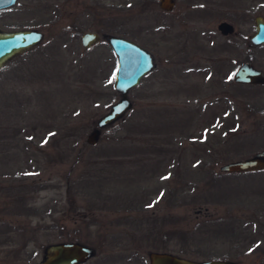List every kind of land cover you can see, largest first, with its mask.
Segmentation results:
<instances>
[{
    "label": "rangeland",
    "instance_id": "374dc122",
    "mask_svg": "<svg viewBox=\"0 0 264 264\" xmlns=\"http://www.w3.org/2000/svg\"><path fill=\"white\" fill-rule=\"evenodd\" d=\"M16 0L0 30L42 41L0 68V264H35L46 245L92 248L85 264L189 260L264 264V169L220 165L264 148V84L233 82L264 46L247 38L264 0ZM227 22L236 34L221 35ZM98 33L84 48L79 38ZM141 45L153 66L131 107L86 137L119 100L107 37Z\"/></svg>",
    "mask_w": 264,
    "mask_h": 264
},
{
    "label": "water",
    "instance_id": "95a60500",
    "mask_svg": "<svg viewBox=\"0 0 264 264\" xmlns=\"http://www.w3.org/2000/svg\"><path fill=\"white\" fill-rule=\"evenodd\" d=\"M15 1L0 0V8L10 7ZM158 1V8L160 7L167 12H170L175 2V0ZM254 18L255 31L248 38L251 44L256 45L258 43H264V18L259 15H256ZM217 30L223 35L233 31L232 26L227 22L218 24ZM99 37L98 33L86 31L80 36L79 41L82 47L88 48L89 46L97 44ZM40 41H42V33L36 28H22L21 30H12V32L0 30V68L4 63L13 58V56L33 48ZM107 43L111 46L114 55L117 57V69L113 76V88L119 94L120 99L111 103L109 110L98 118L96 128L86 137V142L91 146L96 143L98 134L100 133L99 130L102 127L109 126L114 121L120 120L124 113L130 109L131 103L129 98H127L128 90L132 86H136L141 77L144 74L146 75L153 66L152 55L141 45L139 46L122 36L113 35L107 37ZM235 71L233 75L234 82H242V84L264 83L261 70L251 67L248 63L240 64ZM219 167V171H223L224 173L262 170L264 169V148L256 153H252L248 158L243 157L240 160H231L228 163L221 164ZM44 250L43 258L37 264H76L77 262L86 261L92 254V248L76 241H65L64 243L58 242L46 245ZM147 255L148 264H234L228 259L189 260L185 257H177L176 254L165 253V251L154 252V250H151Z\"/></svg>",
    "mask_w": 264,
    "mask_h": 264
},
{
    "label": "flooded vegetation",
    "instance_id": "af4514ba",
    "mask_svg": "<svg viewBox=\"0 0 264 264\" xmlns=\"http://www.w3.org/2000/svg\"><path fill=\"white\" fill-rule=\"evenodd\" d=\"M157 1H158V0H157ZM158 2H159V1H158ZM12 5H13V4H12ZM10 7H11V6H10ZM159 8H160V7H159ZM160 9H161V8H160ZM161 10H163V9H161ZM165 12H167V11H165ZM256 15H259V14H256ZM256 15H254V17H255ZM259 16L262 17L261 15H259ZM254 17H253V18H254ZM263 18H264V17H263ZM254 20H255V18H254ZM254 20H253V28H254ZM232 29H233V28H232ZM254 31H255V28L252 30L251 34H252ZM219 33H220V32H219ZM228 33H229V32H228ZM220 34H221V33H220ZM226 34H227V33H226ZM229 34H231L232 36H233L234 34H236L235 29H233V31H232L231 33H229ZM251 34H248V35H247V38H248V36L251 35ZM221 35H223V34H221ZM248 39H249V38H248ZM249 40H250V39H249ZM256 45L264 46V43H258V44H256ZM256 45H253V44H252V46H256ZM244 63H248L249 65H251V63H249L248 61H246V62H244ZM240 64H243V63H240ZM240 64H239V65H240ZM239 65H237L236 68H237ZM251 67H252V65H251ZM236 68H235V70H236ZM255 69H256V68H255ZM257 69H259V68H257ZM235 70H234V71H235ZM259 70H261V69H259ZM235 72H236V71H235ZM235 72H234V74H235ZM262 72H263V71L261 70V74H262ZM234 74H232V80H233V75H234ZM262 76L264 77L263 74H262ZM233 82H234V81H233ZM258 84H264V83H258ZM258 84H257V85H258ZM44 251H45V250H44ZM43 255H44V252H43V254H42V258H43ZM42 258H41V260H42ZM41 260L38 261V262L40 263ZM87 260H89V258H87L86 261H84V262H77L76 264H85V263L87 262ZM38 262H36L35 264H37Z\"/></svg>",
    "mask_w": 264,
    "mask_h": 264
}]
</instances>
